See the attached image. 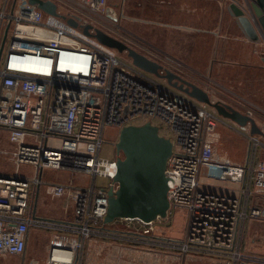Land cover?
<instances>
[{
  "label": "built area",
  "instance_id": "1",
  "mask_svg": "<svg viewBox=\"0 0 264 264\" xmlns=\"http://www.w3.org/2000/svg\"><path fill=\"white\" fill-rule=\"evenodd\" d=\"M44 1L56 5L57 15L29 0H10L0 8V45L8 26L0 59V129L7 131L13 146L10 153H0H7L16 167L35 168L33 177L0 174V258L15 256L19 264H81L85 241L99 237L143 244L156 257L168 252L182 260L264 264V247L262 253L244 247L247 224L264 225V159L259 158L264 138L232 122L248 142L246 162L216 158L221 117L214 109L67 23L114 24L105 15L107 0ZM58 5L70 11L62 13ZM23 27L45 33L25 32ZM149 59L162 66L159 74L172 71L182 77ZM253 111L240 110L257 124ZM146 122L172 142L164 171L166 215L148 222L118 218L106 225L107 193L119 189L114 177L122 155L115 150L113 157H104L102 149L105 144L115 148L124 127ZM106 131L114 132V142H107ZM57 171L85 176L88 182L45 178ZM98 179L105 183L98 184ZM41 188L52 198L72 202L63 219L36 215ZM176 217L184 218L183 234L168 237L159 225ZM123 222L124 230L114 228ZM32 229L50 233L41 259L26 255Z\"/></svg>",
  "mask_w": 264,
  "mask_h": 264
},
{
  "label": "rangeland",
  "instance_id": "2",
  "mask_svg": "<svg viewBox=\"0 0 264 264\" xmlns=\"http://www.w3.org/2000/svg\"><path fill=\"white\" fill-rule=\"evenodd\" d=\"M7 1L9 2L10 0H0V8L6 5ZM154 3V0H107L105 8L113 6L117 13L118 20L113 21L111 19L114 24L105 23L104 21L92 22L97 28L114 36L116 39L122 41L127 46L133 48L147 58L155 59L158 62L169 66L172 70L180 74L183 79L192 82L199 87L203 85L204 87L213 88L214 92L209 91L211 93L213 92L212 94L210 93L212 101H218L219 99L224 98V96H228V91L225 93V89L217 86L218 78L214 79L211 74L201 71L202 69L206 70L209 58L215 55V31L213 25V22H215V9L214 12L211 11L209 16L211 25L208 31L201 28L200 22H197L198 19H195L191 26L189 25V21H187V25H185V23L178 24L179 29L175 30L170 26V15L168 10H163L167 12L159 13V10H157L158 8ZM58 9H60L62 13H68V11H70L68 7H64L63 5H58ZM88 20L89 19L87 18V21ZM171 45H174L172 50L170 48ZM177 46L178 51L175 49ZM175 50L177 53L173 52ZM119 54L121 57H127L126 52ZM159 55H161V57L158 58ZM203 64L205 67L202 68ZM221 78L228 83V86H230L222 87L228 88V90L233 92V95H230L231 97L229 101H227L233 104L231 105L232 107L236 106L235 102H233V98L237 100L238 97H242L256 107H259L253 111L254 118L257 120V125L264 130V94H252L251 86L253 84L241 86L238 84V81L233 83L234 80L232 76H230V78ZM216 131L215 134L218 135V141L215 143V151L217 155H223L229 146L232 149H236L239 147L238 145L245 146V148L247 147L248 142L245 137L237 134L230 128H226L218 123ZM113 135V131H106L107 142H114L113 139L110 138ZM9 145L10 147H7L6 149L3 147V150L12 151V145L10 143ZM234 151L237 152L238 150L236 149ZM260 151L262 150L260 149ZM114 153V145L110 146L105 144L101 155L104 157H113ZM262 158L264 159V154H262ZM15 170L19 176L33 177L35 175L34 167L27 164H21L16 167L10 159L7 160L5 156L0 155V174L14 175L16 172ZM45 178L50 180L56 178L60 181L71 179L79 184H86L88 182L85 176H72L68 171L47 173ZM97 183L102 185L105 183V180L98 179ZM68 204L72 205V202L66 199L52 198L44 192L43 188H41L36 204V215L45 219H60L64 217V209ZM117 224L118 226L114 228L124 230V222ZM159 226L162 227L159 229L163 231L165 230L168 237L180 238L183 234L184 218L176 217L171 223ZM249 226L250 228L245 237V244L248 248L247 250L251 253H261L263 251L260 252V248L259 250L258 247L253 248L251 241H256L259 236L264 234V226L262 223L254 221H251ZM31 234L33 236L35 235L36 243L33 244L32 241L27 252L34 258L41 259L45 255V242L50 238V233L47 231L32 229ZM168 254L170 253H162L161 256L156 257L153 253H150L147 250V247L140 243H131L124 239H101L99 237H91L85 241L81 264H221L219 261L213 259L199 257H188L185 260L175 259V257ZM19 262L20 260L15 258V256L0 258V264H19Z\"/></svg>",
  "mask_w": 264,
  "mask_h": 264
},
{
  "label": "water",
  "instance_id": "3",
  "mask_svg": "<svg viewBox=\"0 0 264 264\" xmlns=\"http://www.w3.org/2000/svg\"><path fill=\"white\" fill-rule=\"evenodd\" d=\"M254 12L255 28L245 11L235 3L230 5L239 24L247 37L257 41L264 39V0H245ZM29 3L50 15H57L56 5L51 1L29 0ZM105 15L113 21L118 20L113 6L105 9ZM65 19V16H61ZM73 27H80L85 35L94 37L99 43L117 50L126 52L132 64L159 78H163L173 87L185 92L188 96L199 102L209 105L216 114L227 119L240 128L249 126L250 134L260 135L264 138L263 131L255 120L231 105L222 101H212L211 97L201 87L189 82L172 71L159 74L162 68L157 62L150 60L143 54L127 46L114 36L107 34L91 24L80 25L73 19H66ZM8 26L6 27L7 31ZM92 30L93 32H90ZM6 31L0 45V59L2 56ZM264 63V57H262ZM177 82H180L178 85ZM117 154L122 157L117 160V172L114 181L119 183V189L113 193L108 191V207L104 217V224H111L118 218H138L148 222L156 217H165L168 209L167 179L165 167L172 153V142L159 133L157 126L146 122L138 126L124 127L115 143Z\"/></svg>",
  "mask_w": 264,
  "mask_h": 264
},
{
  "label": "crops",
  "instance_id": "4",
  "mask_svg": "<svg viewBox=\"0 0 264 264\" xmlns=\"http://www.w3.org/2000/svg\"><path fill=\"white\" fill-rule=\"evenodd\" d=\"M154 1H155L154 3L155 6L158 8L157 10H159V13L167 12L163 10H168L170 15L169 18L170 26L172 29L175 30L179 29L178 24L185 23V25H187V21H189L190 23L189 25L191 26L193 21H195V19H198L197 22H200L201 28L208 31L211 25V20L209 16L211 14V11L214 12L215 9L214 12L215 22H213L214 31H215L214 32L215 55L209 58L207 62L206 70L202 69L201 71L211 74V76L214 77V79L218 78L219 80L217 86H220L221 88L225 89L224 91L225 93H227L226 91L229 92L228 96H224V98H221L218 101H222L230 105H233L231 102H227L231 97L230 95H233V92L231 90H228V88H224L230 86H228V83L225 80H222L221 77L230 78V76H232L234 80L233 83H236L238 81V84H240L241 86L246 84H250V85L253 84L251 86L252 94L254 93L264 94V63L262 62V52H264V39L260 37L257 41L250 40L230 8V5L232 3H235L241 9H243L246 15L248 16V18L255 26V28L259 30L253 21L254 12L252 11L251 8H249L247 1L245 0H154ZM170 48L172 50L174 48V45H171ZM175 49L177 50L178 46L175 47ZM176 50L173 52L177 53ZM203 67H205L204 64L202 65V68ZM201 87L204 89L203 85ZM206 88H208L207 90L209 91L214 90L211 87H206ZM233 102H235L236 104V106L233 107L237 108L238 110H241L242 112L247 109L254 110L259 108L242 97H238L237 100L233 98ZM219 124L223 125L226 128H230L237 134H240L234 128L235 125L227 119L222 118ZM244 128L243 130L247 131L249 129V126H246ZM9 143L10 141L8 138L7 131L0 129V151L10 152V150H3V147L5 149L7 147H10ZM238 146L239 147H237L236 149L239 152L234 151L236 149H232L230 146L223 155H219V154L217 155L215 151L216 158L227 159L230 162L235 163L237 165L244 164L246 162L248 155V144L246 148L245 146L242 145L241 146L238 145ZM262 154L264 153L261 151L259 153L260 156L259 158L261 159H263ZM0 155L5 156L7 160L10 159L8 158L9 156L7 155V153H0ZM63 218L64 217L57 220H61ZM249 223L246 226L245 237L247 235L248 229L250 228ZM245 237H244V247L247 250L248 248L245 244L246 242ZM35 239H36L35 235L33 236L30 233L27 249L32 244V241L33 244L36 243ZM48 242H49V238L47 239V242H45L46 245L44 247L45 250L44 254H46V247L48 245ZM251 245L253 246V248L258 247V250L260 248L259 250L260 252L263 251L264 234L259 236L256 239V241L254 242L251 241Z\"/></svg>",
  "mask_w": 264,
  "mask_h": 264
},
{
  "label": "bare ground",
  "instance_id": "5",
  "mask_svg": "<svg viewBox=\"0 0 264 264\" xmlns=\"http://www.w3.org/2000/svg\"><path fill=\"white\" fill-rule=\"evenodd\" d=\"M21 30L25 31V32H30V33H35V34H40V35H44L45 32L41 31V30H36L35 32L34 31H30L27 27H23V28H20ZM67 61L65 60V63ZM217 132V131H216ZM220 136V135H219ZM72 176H81V175H76V174H73ZM74 181V180H73ZM56 255V259H62V257L58 254H55Z\"/></svg>",
  "mask_w": 264,
  "mask_h": 264
},
{
  "label": "flooded vegetation",
  "instance_id": "6",
  "mask_svg": "<svg viewBox=\"0 0 264 264\" xmlns=\"http://www.w3.org/2000/svg\"><path fill=\"white\" fill-rule=\"evenodd\" d=\"M26 255H27V256H32V255H30L28 252L26 253Z\"/></svg>",
  "mask_w": 264,
  "mask_h": 264
}]
</instances>
